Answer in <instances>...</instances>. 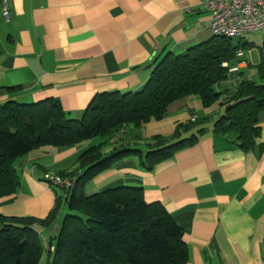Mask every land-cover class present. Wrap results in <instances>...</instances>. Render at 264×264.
<instances>
[{
    "label": "crops",
    "instance_id": "obj_1",
    "mask_svg": "<svg viewBox=\"0 0 264 264\" xmlns=\"http://www.w3.org/2000/svg\"><path fill=\"white\" fill-rule=\"evenodd\" d=\"M205 1L10 0L5 17L0 0V104L49 99L59 102L65 117L80 119L96 95L137 90L166 53L211 40ZM239 51L237 58L244 54ZM250 65L235 61L231 70L248 76ZM217 110L204 108L196 95L172 101L162 119L141 128V140L126 144L144 155L150 137L171 135L193 115L211 122L200 125L205 131L197 141L150 170L137 156L119 160L87 182L84 192L142 187L145 201L160 202L182 229L184 264H264V108L258 114L260 134L248 151L212 131ZM89 144L43 145L18 156L13 166L19 186L0 197V217L49 215L55 191L43 173L71 172ZM60 216L37 227L43 239L58 232Z\"/></svg>",
    "mask_w": 264,
    "mask_h": 264
},
{
    "label": "trees",
    "instance_id": "obj_2",
    "mask_svg": "<svg viewBox=\"0 0 264 264\" xmlns=\"http://www.w3.org/2000/svg\"><path fill=\"white\" fill-rule=\"evenodd\" d=\"M233 40L213 35L181 53H166L139 89L96 95L80 119L65 117L59 102L49 99L0 104V197L19 186L13 166L18 156L43 145L62 148L90 141L76 157L75 169L60 173L72 176L74 186L67 191L53 188L49 215L0 217V264H38L44 253L46 264H184L188 250L182 229L160 202L145 201L142 187L119 186L89 195L84 187L119 160L137 156L140 166L150 170L197 141L206 117L178 123L169 136L153 135L144 155L126 144L141 140L140 130L149 120L162 119L172 101L188 95H196L204 108L215 105L221 110L213 132L243 151L251 149L264 108V40L257 82L239 69L231 70L240 62L236 52L241 49V41ZM197 126L196 133L182 137ZM107 147L111 149L105 152ZM62 205L66 210L58 232L43 239L37 227L51 224Z\"/></svg>",
    "mask_w": 264,
    "mask_h": 264
},
{
    "label": "built area",
    "instance_id": "obj_3",
    "mask_svg": "<svg viewBox=\"0 0 264 264\" xmlns=\"http://www.w3.org/2000/svg\"><path fill=\"white\" fill-rule=\"evenodd\" d=\"M9 1L1 0L5 17H8ZM205 7L209 12V28L214 36L238 38L264 30V0H206ZM194 119L195 115L191 117V120ZM42 180L58 190L67 191L74 186V178L70 175L44 172Z\"/></svg>",
    "mask_w": 264,
    "mask_h": 264
},
{
    "label": "rangeland",
    "instance_id": "obj_4",
    "mask_svg": "<svg viewBox=\"0 0 264 264\" xmlns=\"http://www.w3.org/2000/svg\"><path fill=\"white\" fill-rule=\"evenodd\" d=\"M238 39L241 41L240 48L243 50V53H244L238 59L240 61L246 60L247 62L251 64L249 68H246L247 70L246 74L248 75V77H250L251 79L257 82L258 74H257L256 65L259 63L260 58H261L260 45L262 41L264 40V30L247 33L242 38H234L233 41L237 42ZM249 54H250V57H249ZM227 85H230V83L228 82ZM220 112H221L220 109L219 111L218 110L215 111V113L213 114L214 117L212 118H216ZM203 124L206 126L207 124H211V122L206 121V122H203ZM65 210H66V207L62 205L61 211H60L61 216L62 214L65 213ZM46 261H47L46 254L44 253L38 264H46Z\"/></svg>",
    "mask_w": 264,
    "mask_h": 264
}]
</instances>
